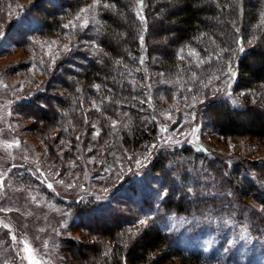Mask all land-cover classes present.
Returning a JSON list of instances; mask_svg holds the SVG:
<instances>
[{
    "label": "trees",
    "instance_id": "1",
    "mask_svg": "<svg viewBox=\"0 0 264 264\" xmlns=\"http://www.w3.org/2000/svg\"><path fill=\"white\" fill-rule=\"evenodd\" d=\"M93 1L98 2L100 50L83 55L76 69L60 66L62 77L21 106L42 126L54 123L60 134L70 137L66 157L78 160L83 151L78 140L84 147L94 146L95 155L123 119L130 125V133L121 135L129 152L155 144L157 122L144 88L133 81L144 80V62L152 77L161 80L163 75L172 82L167 84L169 90L181 88V95L191 99L212 94L208 89L228 79L235 66L233 90L240 93V102L210 97L201 112L212 132L235 140L237 150L246 156L256 149L254 141H264V0H33L26 18L35 33L54 34L64 29L68 16ZM52 89L63 90L64 95ZM241 139L247 140L243 148ZM180 151L188 157L189 168L180 169L159 153L144 177L113 198L131 205L129 192L139 193V184L155 181L160 210L217 213L241 220L254 233L264 231V160L231 164L205 158L206 164L194 167L195 151L191 147ZM141 199L145 200L139 193L134 201ZM249 199L261 208L253 207ZM115 201L103 207L76 205L80 226L96 235V242L70 240L69 249L74 247L92 264L95 258L90 255H106L109 246L111 260L107 257L104 264H239L187 249L173 231L158 226L135 230L138 220L122 212ZM143 205L138 203L141 209Z\"/></svg>",
    "mask_w": 264,
    "mask_h": 264
},
{
    "label": "rangeland",
    "instance_id": "2",
    "mask_svg": "<svg viewBox=\"0 0 264 264\" xmlns=\"http://www.w3.org/2000/svg\"><path fill=\"white\" fill-rule=\"evenodd\" d=\"M31 2L0 0V264H92L89 257H79L74 247L69 249L70 240L96 242V235L80 226L76 205L92 203L103 207L115 198L122 212L138 220L135 230L158 226L173 231L185 248L207 257L264 264V231L254 233L241 220L217 213L162 211L159 184L155 181L149 186L138 185L145 199L138 202H144L142 209L134 201L138 192H129L131 205L122 203L119 197L113 198L119 196L116 194L121 188L144 177L159 153L180 169L190 167L188 157L180 151L190 147L196 153L191 164L194 167L206 164L205 158L231 164L264 160V141H254L252 147L256 149L251 148L254 152L246 156L242 149L237 150L235 140L222 139L212 132L201 112L210 97L226 98L233 104L240 102V93L233 90L237 80L235 66L228 79L208 89L212 94L201 93L191 99L181 95V88L169 90L167 84L172 82L163 75L161 80L152 77L144 62V80L133 81L144 88L157 122L155 144L145 151L129 152L121 135L130 133V125L123 119L115 123L110 139L96 148L95 155L94 146L84 147V141L78 140L83 151L78 160H73L66 157L72 145L70 137L60 134L54 123L42 126L21 106L62 77L60 66L67 64L76 69L83 55L100 50L96 40L98 2L74 11L65 19L63 30L43 35L35 33L26 18ZM51 91L64 95L63 90ZM239 141L241 148L247 143L246 139ZM249 202L261 208L255 200ZM110 248L107 256L92 254L90 258H95L96 264H104L107 257L111 260Z\"/></svg>",
    "mask_w": 264,
    "mask_h": 264
},
{
    "label": "snow or ice",
    "instance_id": "3",
    "mask_svg": "<svg viewBox=\"0 0 264 264\" xmlns=\"http://www.w3.org/2000/svg\"><path fill=\"white\" fill-rule=\"evenodd\" d=\"M142 223H143V221H142Z\"/></svg>",
    "mask_w": 264,
    "mask_h": 264
}]
</instances>
